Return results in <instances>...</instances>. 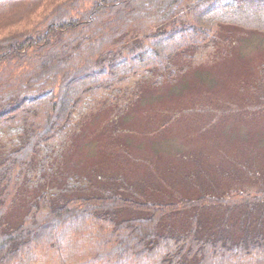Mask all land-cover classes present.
I'll return each mask as SVG.
<instances>
[{
  "label": "trees",
  "instance_id": "1",
  "mask_svg": "<svg viewBox=\"0 0 264 264\" xmlns=\"http://www.w3.org/2000/svg\"><path fill=\"white\" fill-rule=\"evenodd\" d=\"M183 4L0 0V140L6 142L0 157V225L14 204L9 195L38 149L57 144L93 104L114 105L121 85L131 80L174 78L170 65L181 41L205 44L220 26L264 33V0H190L188 18ZM242 5L247 8L240 13ZM150 19L162 30H151ZM157 79L155 85L162 82ZM248 87L252 93L253 85ZM259 95L247 106L264 116V94ZM237 145L240 156L218 164L209 154L180 157L191 168L183 170L182 182L200 189L196 200L141 204L106 194L61 202L41 194L15 228L0 226V264H34L39 253L58 264H264V142ZM232 185L249 187L240 201L224 199ZM122 208L149 215L121 221ZM208 209L225 215L205 220L190 214ZM184 211L180 226L157 231L160 221ZM234 212L239 217L233 218Z\"/></svg>",
  "mask_w": 264,
  "mask_h": 264
},
{
  "label": "rangeland",
  "instance_id": "2",
  "mask_svg": "<svg viewBox=\"0 0 264 264\" xmlns=\"http://www.w3.org/2000/svg\"><path fill=\"white\" fill-rule=\"evenodd\" d=\"M176 1L182 0L166 3ZM188 3L184 0L187 18ZM246 8L239 6V12ZM149 21L151 30H162ZM193 42H179L182 49L170 65L174 78L156 74L148 82L129 79L111 100L114 105L93 104L87 117L57 144L38 149L8 197L14 204L3 216L1 228H15L41 194L61 202L106 194L141 204L196 200L202 196L200 189L182 182L183 170L191 168L180 157L209 154V161L218 164L220 159L240 156L239 142H264V116L250 113L252 108L247 106L250 99L264 94L257 86L258 80L264 82V69L258 75V67L264 66V33L220 26L211 41ZM160 76L162 82L155 85ZM234 133H245L249 139L241 140ZM5 150L6 142L0 140V157ZM248 188L227 187L232 192L224 199L240 201V193ZM202 211L190 214L205 220L225 215L219 209ZM119 212L121 221L149 215L128 208ZM184 213L174 220L163 219L157 231L167 233L168 226H180L187 218ZM232 216L239 217L235 212ZM34 264L58 263L52 255L39 253Z\"/></svg>",
  "mask_w": 264,
  "mask_h": 264
}]
</instances>
